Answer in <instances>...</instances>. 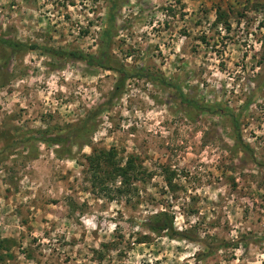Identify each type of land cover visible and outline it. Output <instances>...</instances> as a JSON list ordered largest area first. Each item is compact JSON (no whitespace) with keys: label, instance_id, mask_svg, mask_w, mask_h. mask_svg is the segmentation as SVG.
Returning <instances> with one entry per match:
<instances>
[{"label":"rangeland","instance_id":"374dc122","mask_svg":"<svg viewBox=\"0 0 264 264\" xmlns=\"http://www.w3.org/2000/svg\"><path fill=\"white\" fill-rule=\"evenodd\" d=\"M116 2L105 68L0 42V264H264V0ZM109 9L0 0V41L99 56Z\"/></svg>","mask_w":264,"mask_h":264},{"label":"trees","instance_id":"16d2710c","mask_svg":"<svg viewBox=\"0 0 264 264\" xmlns=\"http://www.w3.org/2000/svg\"><path fill=\"white\" fill-rule=\"evenodd\" d=\"M116 8L117 2L116 0H110V9H109V19L107 21L105 30L103 32V39L101 42V52L99 56L84 54L81 52H64V53H53L54 51L48 47H43L40 45H32V46H25V45H14L11 41H0L4 45L9 46L15 50H34V51H41L45 54H54L55 56H60L64 59H71L84 62L86 65L93 67V68H105L106 63L109 62L107 50L109 49L111 39L113 38V30L115 28V20H116ZM120 86L117 84V90H119ZM52 145L59 146L63 149L64 154L69 155L72 152L71 149H64L67 146L68 140L65 137H58V138H50L47 141ZM61 149H58L57 153H60ZM104 158V162L111 168L109 173V182H113L116 178H121L123 186L121 190H118L120 195L128 194L131 192V185L134 183L131 179V176L135 173H138L137 170V163L134 161L133 158L129 159L128 162L124 167H121L118 163L113 162L114 153L113 151L106 152L98 158L90 157L93 163V170H94V177L96 179H100L98 176V171L101 168V162ZM96 163V166L94 165ZM171 182V181H169ZM145 228L152 231L153 233L161 234L166 232L167 236L174 238L178 235V232L174 228V217L171 216L169 213H164L156 219L154 218L150 223L144 225ZM9 241H5L8 243Z\"/></svg>","mask_w":264,"mask_h":264}]
</instances>
